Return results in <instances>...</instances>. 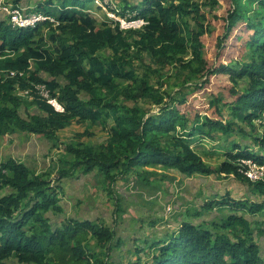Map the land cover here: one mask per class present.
<instances>
[{
	"label": "trees",
	"instance_id": "16d2710c",
	"mask_svg": "<svg viewBox=\"0 0 264 264\" xmlns=\"http://www.w3.org/2000/svg\"><path fill=\"white\" fill-rule=\"evenodd\" d=\"M91 1L47 0L36 9L54 17L62 30L60 41L55 34L50 36L56 45L50 49L41 46L43 39L37 40L40 26L47 22L35 28H14L0 16V57H5L0 70L18 72L14 78L0 79V137L17 133L53 137L74 118L94 122L113 118L108 146L69 147L75 154L74 170L103 171L114 187L121 179L140 177L137 167L162 165L187 177L233 175L264 195V181L250 180L244 163L264 166V130L259 132L264 129V0H254L258 9L253 19L243 0H232L233 8L224 19V38L227 41L235 28L245 25L246 50L240 60L215 67L204 58L202 36L213 32L204 20L208 7L219 6L220 0H132L135 5L124 0L112 11L126 20L142 19L137 29H123L110 19L98 22L85 12ZM189 19L198 23L197 31ZM219 48L218 55L224 52L223 44ZM145 53L152 62L145 63ZM11 54L18 56L7 59ZM219 74L229 76L233 101L211 93L207 109L212 117L202 115L188 104V96L208 87ZM59 79L64 80L62 85ZM37 85L48 88L64 112H57L35 93L39 113L23 111L13 93L17 88L35 91ZM141 103L155 104L159 110L145 112ZM224 110L232 119H225ZM243 127L252 129L253 134L243 137H251L254 148L234 144L217 170L208 167L190 144L197 136L211 138L218 132L229 135L242 130L245 135ZM1 165L0 264L11 259L23 264H115L110 259L116 250L121 254L116 264H133L132 255L137 260L150 255L154 264H264L258 240L264 236V229L258 227L263 222L255 218L264 211V202L235 200L229 193L222 205L207 202L203 206L209 212L215 206L229 209L218 222H183L179 233L169 235V242L133 237L128 248L112 227L73 219L55 222L50 215L63 213V207L46 176L32 173L13 158ZM70 176L63 171L59 179ZM110 193L114 195L113 190ZM120 209L118 204L116 213Z\"/></svg>",
	"mask_w": 264,
	"mask_h": 264
},
{
	"label": "rangeland",
	"instance_id": "374dc122",
	"mask_svg": "<svg viewBox=\"0 0 264 264\" xmlns=\"http://www.w3.org/2000/svg\"><path fill=\"white\" fill-rule=\"evenodd\" d=\"M53 1L56 2L57 0ZM123 1L93 0L88 3L85 12L97 19L98 22L110 19L121 24L122 20L125 19L115 15L112 10H117L118 4ZM198 1L205 2V0ZM3 2L7 5L12 4L14 7H29V12L32 15L45 16L43 13L35 11L39 6L45 5L47 0H4ZM130 2L136 4L132 0ZM243 3L247 5L246 9L249 11V17L253 19L254 11L258 9L257 3L254 0H243ZM232 8V0H220L219 6L208 7L207 9L208 19L204 20V24L205 26H212L213 32L204 34L202 40L203 55L210 67L219 64L229 65L233 61H238L246 50L244 44V39L247 36V31L244 29L245 25L235 28L227 41L224 38V19L227 17V12ZM6 15H8L6 10L0 11L2 18H6ZM131 15L135 16V14ZM213 15H217L219 19H215ZM50 18L51 20L45 19L42 21L47 23L42 24L38 31L39 37L37 40L40 42V39H43L41 46L44 49L56 46L50 38L53 34L59 41L62 39V30L59 31L58 28L59 22L54 17ZM142 22V19H140L133 28H139ZM189 24L192 29L198 30L199 26L195 20L189 19ZM130 28L132 27L127 29ZM222 44L224 52L218 55L219 47ZM17 56V54H11L7 59H14ZM4 59L5 57H0V66H2ZM144 59L145 63L152 62V57L148 53L144 54ZM31 66L32 70L37 69L34 62ZM170 70H167L166 73L170 74ZM3 77H6V73L4 70H0V78ZM63 82V79H59L61 85ZM230 86H233V84L228 75L213 76L208 87L188 96V104L194 105L200 114L211 116L207 109L211 93L221 95L224 101L231 102L233 98L229 91ZM34 93L50 102L56 100L61 105L58 99L51 97L48 88L44 85H37L35 91L17 88L13 95L20 98L23 111L27 109L30 113H39L34 103ZM82 97L88 99L87 94H83ZM139 106L148 113H156L159 110L157 105L151 103H141ZM223 113L226 116L225 119H232L226 110ZM23 115L26 116L25 113ZM114 125L113 118L108 117H102L96 122L92 120L81 121L74 118L63 129L55 131L53 137L26 133L2 136L0 137V165L13 158L25 164L32 173L46 176V179L51 183L53 196L59 199L60 205L63 207V213L50 215L55 222L59 223V221L73 219L80 222L93 221L97 225L102 224L106 225L105 227H112L117 236L122 237L124 245L129 244L128 248L133 246V239L130 240L133 237H151L154 240L169 242L171 237L169 235L179 233L183 222L195 224L202 221L206 223L218 222L230 213L229 209L215 206L216 209L209 212L205 211L203 206L207 202H213L214 205L216 202H220L222 205L223 200L229 193L235 200L248 199L249 202H264V195L249 189V185L240 182L233 175L227 176L214 173L211 175L194 174L187 177L173 168L162 165L140 166L137 167L138 172L141 173L140 177L121 179L112 187L103 171L94 170L90 173H84L83 167L74 170L75 154L71 153L69 147L74 145L78 150H83L84 147H94L95 149L106 147L111 142V129ZM243 129L245 135L242 130H236L229 135L218 132L211 138L197 136L191 140L190 144L208 167L217 170L226 160L225 152L231 150L234 144L238 143L242 146L247 145L251 149L254 148L252 138L243 137L253 134L252 129L246 127H243ZM263 130L260 129L259 132ZM249 163V170H253L254 180L264 181V166ZM63 171L72 173L73 176L60 180L59 176ZM112 190L114 195L110 193ZM118 204L121 209L119 213H116ZM255 218L263 222L258 227L264 229V211ZM251 220L253 221V219ZM254 227L256 226L254 225ZM255 231L258 232V230ZM88 240L94 241L92 237ZM258 240L262 249H264V236L258 237ZM94 244L92 243L93 247H96ZM156 249L157 247L152 249V253ZM111 256L110 262L116 264L120 260L121 254L116 250ZM125 260L127 259H123V261ZM131 262L133 264H154L150 255L146 257L138 256V260L135 255H132ZM9 264L23 263L17 259H11Z\"/></svg>",
	"mask_w": 264,
	"mask_h": 264
},
{
	"label": "built area",
	"instance_id": "2783aa9c",
	"mask_svg": "<svg viewBox=\"0 0 264 264\" xmlns=\"http://www.w3.org/2000/svg\"><path fill=\"white\" fill-rule=\"evenodd\" d=\"M0 8L3 10H6V12H8V15L10 16V22L14 28L34 27L37 22L44 19L43 16H40V15H37V16L36 15L35 16L28 15V14H26L24 9L15 8L12 4L6 5V4H4L3 0H1V2H0ZM128 22L126 21V19L122 20L121 28L127 29L129 27L136 26L135 23L139 22V20H131ZM143 23L144 22H142L140 27L143 25ZM17 73L18 72L11 71L10 73L7 74V77L8 78H14L17 75ZM20 75H23V74L21 73ZM48 102L52 106H54V108L57 112H64V110H65L64 107L62 105L58 104L56 100H54L53 102H50V101H48ZM249 162H251V161H248L247 163L245 162V164L248 166V170H249V165H250ZM251 163H253V162H251ZM253 165H256V164L253 163ZM0 170H1V166H0ZM246 175L248 176V178L250 180L257 181V180H254L255 177H254L253 170L247 171Z\"/></svg>",
	"mask_w": 264,
	"mask_h": 264
},
{
	"label": "clouds",
	"instance_id": "9594fccd",
	"mask_svg": "<svg viewBox=\"0 0 264 264\" xmlns=\"http://www.w3.org/2000/svg\"><path fill=\"white\" fill-rule=\"evenodd\" d=\"M4 1V0H3ZM1 2V1H0ZM7 5V4H6ZM8 5H10V4H8ZM22 9H24L25 10V12H26V14H28V15H32V13H30L29 11H30V8L28 7V8H24V7H22ZM0 11H3L1 8H0ZM4 14V13H3ZM33 16H35V14H33ZM37 16V15H36ZM40 16H42V15H40ZM7 19H8V21H9V23H11L10 22V16L9 15H6L5 16ZM43 17H45V16H43ZM45 19H49V20H51V18L50 17H45L43 20H45ZM43 20H40L39 22H37L36 23V25L33 27V28H35L40 22H42ZM54 21V20H53ZM28 28H32V27H28ZM22 29H26V28H22ZM5 73H6V78L7 79H9L8 77H7V71H5ZM1 79V78H0ZM54 107V106H53Z\"/></svg>",
	"mask_w": 264,
	"mask_h": 264
}]
</instances>
